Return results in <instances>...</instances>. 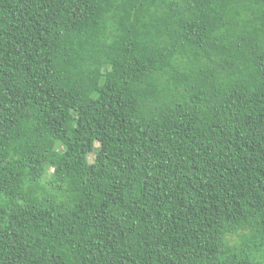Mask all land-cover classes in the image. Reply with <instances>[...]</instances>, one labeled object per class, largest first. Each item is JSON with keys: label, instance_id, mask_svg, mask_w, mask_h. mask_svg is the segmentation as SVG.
<instances>
[{"label": "trees", "instance_id": "obj_1", "mask_svg": "<svg viewBox=\"0 0 264 264\" xmlns=\"http://www.w3.org/2000/svg\"><path fill=\"white\" fill-rule=\"evenodd\" d=\"M0 264H264V0H0Z\"/></svg>", "mask_w": 264, "mask_h": 264}, {"label": "rangeland", "instance_id": "obj_2", "mask_svg": "<svg viewBox=\"0 0 264 264\" xmlns=\"http://www.w3.org/2000/svg\"><path fill=\"white\" fill-rule=\"evenodd\" d=\"M255 13H256V10L254 11L253 15ZM126 35H128L127 32L124 34H121L119 36V38H122L123 36H126ZM112 43L114 46H116V43L119 44V41L112 40ZM138 44H139L140 48L142 49L143 53L152 54V52L156 51V47L154 46V42L149 37H147V38L141 37V40ZM94 47H95L96 51H98L101 47L106 48L107 45L97 44ZM218 52L219 51L216 50L214 53L217 55ZM143 53L141 54V56L145 55ZM206 54H207V52H205V51L204 52H198L196 54V58H195L193 56V54H191V53L189 56L184 55L182 53H179V55L178 56L176 55V57L180 61V66H179V64H176L174 62L175 71H179L180 68H184L185 70H190V71L196 70L197 73L200 70H204L205 73L209 72L211 60H210V58H207ZM174 75L176 77H178V76L181 77V75H179L177 73ZM173 78H174V76H166L165 74H163L162 78L160 80V83H158L159 76L152 77L150 84H152L151 88H153V90H149L148 87L142 86L143 83L141 81L136 83L134 90H135V92H137L141 96V98L143 100V104L146 106H151L152 104H154L156 102L161 103V104H162V102L163 103L175 102L178 99H182L183 93L179 88H177V85L179 87L182 85V77L178 79L176 86L173 84ZM153 85H155V87ZM68 121L69 122L71 121L70 115H68L67 119L65 120V122H68ZM93 158H94V153L90 154L87 159L89 162H92ZM42 172H43V170H42ZM52 172H55V169L53 167L51 169H46L44 171V173L41 175V177L40 178L38 177V180H36V182H24L25 185H23V188H25L26 191H27V189L30 190V192H32L34 195L38 194L39 200H46L47 197H46L45 192L53 193L52 191L54 190L53 184H51V179H52V175H53ZM64 179H66V178L62 177L61 182H62V185H64V187L67 188L68 183ZM39 200L37 202H41Z\"/></svg>", "mask_w": 264, "mask_h": 264}]
</instances>
